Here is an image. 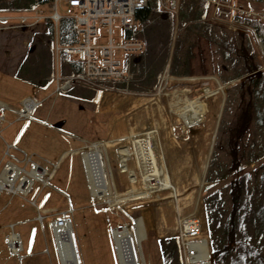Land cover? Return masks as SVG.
I'll return each instance as SVG.
<instances>
[{
	"label": "rangeland",
	"instance_id": "rangeland-1",
	"mask_svg": "<svg viewBox=\"0 0 264 264\" xmlns=\"http://www.w3.org/2000/svg\"><path fill=\"white\" fill-rule=\"evenodd\" d=\"M205 1H195L198 13H184L175 35L204 39L210 51H191L187 45L172 80H165L170 63L165 46L158 54L136 56L142 61L132 60L128 89L103 93L96 103L72 99L80 94L73 92L74 86L67 93H54V81L69 72L67 60L52 48L50 30L58 28L51 20L32 26V19L21 15L13 26L11 17L0 15L5 24L0 26V98L9 102L0 100L5 115L0 125V174L12 161L9 155L19 159L27 173L37 164L49 172L44 180L33 178L28 196L0 192V264H62L54 232L56 221L64 216L72 223L79 264H121L115 232L131 225L132 219H140L145 231L137 243L133 227L140 264H189L184 239L194 237L185 234V225L193 219L200 224L199 235L208 240L211 264H264V0H235L238 13H226L227 4L219 13L210 3L214 0ZM26 3L0 0V8ZM181 7L190 11L193 5L181 0ZM40 11L49 17L54 12L49 5ZM57 11L62 16L71 13L63 2H58ZM113 32L115 43L122 42L125 30L118 21ZM50 80L53 84L41 89ZM179 92H186L183 101L204 100L207 111L201 122L187 126L181 120L178 109L183 104L173 107ZM33 100L40 102L34 116L20 118L23 105ZM34 117L44 120L40 127ZM149 129L158 132L166 176L177 196L163 189L121 207L98 202L83 159L74 151ZM37 131L44 137L42 146L37 152L27 150L21 136L32 141ZM127 146L132 154L128 166L138 180L135 188L141 190L144 182L134 148ZM104 153L112 193L127 192L131 176L118 148L109 146ZM12 234L19 238L16 253L7 242Z\"/></svg>",
	"mask_w": 264,
	"mask_h": 264
},
{
	"label": "bare ground",
	"instance_id": "bare-ground-1",
	"mask_svg": "<svg viewBox=\"0 0 264 264\" xmlns=\"http://www.w3.org/2000/svg\"><path fill=\"white\" fill-rule=\"evenodd\" d=\"M187 45L190 47L191 51H201L206 53L211 50L208 41L192 34L182 33L175 38L173 52L167 68L165 80L173 79ZM204 91L206 95L211 93L209 88H205ZM183 95H186V92H179L173 105V107H177L178 105L183 104L182 107L178 109L179 117L187 126L201 122L207 111L204 100L199 97L195 100L186 98L183 101ZM28 106V111L31 112L33 103L28 104ZM23 138L24 135L21 136L20 142L23 140V143L26 146V144H28V138ZM13 140L19 142L16 137ZM159 142L158 132L149 129L139 135L133 134L127 137L98 142L75 150L74 153H79L83 159L84 168L88 175L90 190L93 197L98 200V202L106 201L110 205L117 207H121L128 201L154 197L157 192L163 189H170L173 198H175L177 196L176 187L170 183L166 176L167 165L163 153L160 151ZM128 144L132 145L134 148L133 155L137 161V167L140 169L141 179L144 182V187L141 190L135 188L138 180L135 171L128 166L127 160L132 155L129 152ZM109 146L118 148L122 165L125 170L129 171L131 176L129 190L117 195H114L110 188L109 170L104 153L105 149ZM155 156L157 159L154 158ZM34 172L36 171H33V175H35ZM48 173L49 172L45 170L43 175L47 176ZM43 175L38 177L42 178ZM152 178L156 179V183L153 185L148 183ZM132 221L131 225H124L122 230L115 232L121 264H140L139 256L138 254L136 255V249L134 247V233L137 243H140L145 237V231L140 219H132ZM133 227L135 229L134 233ZM54 235L59 249L61 263L79 264L71 220L67 219L62 228H56ZM18 239L19 238L16 234L10 235L7 239L13 253L18 251V249H16ZM184 248L189 264H211L208 240L201 235L196 239L185 238Z\"/></svg>",
	"mask_w": 264,
	"mask_h": 264
},
{
	"label": "built area",
	"instance_id": "built-area-1",
	"mask_svg": "<svg viewBox=\"0 0 264 264\" xmlns=\"http://www.w3.org/2000/svg\"><path fill=\"white\" fill-rule=\"evenodd\" d=\"M162 9L172 12L179 10L180 0H158ZM58 2H63L73 13L72 18L76 23V42L72 45H58L56 51L82 64V70L72 77L58 78L56 92L68 91L75 82H82L102 92L119 90L109 87L104 83L125 82L133 77L130 70V62L121 55L127 56L143 51V44L132 38H124L118 44L113 37V24L118 21L125 31L133 30L139 26L136 13L140 9L148 7L150 0H53L54 12L51 19L55 25L61 20L57 12ZM26 19V18H25ZM3 20L0 18V23ZM103 31V32H101ZM104 38V39H102ZM104 41H100V40ZM33 103L31 112L28 104ZM37 103L29 102L23 105L20 118L28 119L34 111ZM3 108L0 107V125L4 123ZM14 161H18L11 156ZM9 166V167H8ZM33 172H26L15 163H8L0 174V192L27 196L33 187V178L44 174L40 166H33ZM25 173V174H24ZM32 178V179H31ZM56 222L58 228H62L67 218L62 217ZM201 232L200 224L193 220H187L185 234L188 237H197Z\"/></svg>",
	"mask_w": 264,
	"mask_h": 264
},
{
	"label": "crops",
	"instance_id": "crops-1",
	"mask_svg": "<svg viewBox=\"0 0 264 264\" xmlns=\"http://www.w3.org/2000/svg\"><path fill=\"white\" fill-rule=\"evenodd\" d=\"M193 1L195 2L196 0H193ZM206 1H205V3H206ZM183 2H184V0H183ZM210 3L213 4V6L215 7V10L217 12H219V13H224V12H221L220 8L223 7V6L225 7V4H227L226 7L229 9L228 11H226V13H238V11H240L239 9H236L235 0H214V1H210ZM206 4H209V2L207 1ZM229 4H231V5L229 6ZM48 5L51 6V8H53V0H27L26 4L21 5V6L20 5L13 6V7H11V9H6V8L2 9V8H0V15H6V17L7 16L11 17L12 18V22H14V18L18 19V16L23 15V17H27L28 19L29 18L32 19L31 24L33 26V25H36V24L43 23V21H45V22H48V20L52 21V19H51L52 15L49 17L47 15H43L44 11H40V10H43ZM64 5H65V3H64ZM57 6H58V4H57ZM149 7H150V11H151L150 12L151 13V17H153V20L150 17L148 22L142 23L140 20L137 19L139 27L141 26L142 32H144L142 35H145V38L143 40H141L140 39L141 38L140 35L137 36L136 33L133 34V36L137 37L139 40H141L144 43V46H145L144 54L145 55L148 54V52L149 53L152 52L153 54H158L160 52L161 48H163L165 46V48L168 51V58L166 60L168 62V60H170V57H171V54H172V51H173V47H174V43H175L174 39L176 37L175 34L180 28V24H181L180 22H183L184 19H185L184 18L185 11H183V7H181V0H180V5H179V10L177 12H172V11H167V10L162 9L158 0H150L148 7L144 8V9H148ZM68 9L71 10V13L69 15L63 16V19L64 18H69L70 16H72L73 13H75L71 8H68ZM53 10H54V8H53ZM204 12L202 11V13H204ZM17 19H15V22H18V24H19L20 21L19 20L17 21ZM15 22L11 23V24L13 26H18V24L15 23ZM14 24H16V25H14ZM22 24H28V23H21L20 25H22ZM152 24H155L154 26L151 27L152 31L149 30L147 32V34H145V31L148 30V28ZM4 25L5 24H1L0 23V26H4ZM53 25H54V23H53ZM54 26L56 28H58V29H55V32H53V36L54 37H53L52 48L54 46L56 48V46L62 44L61 41H60L59 26L58 25H54ZM135 57H133V59H135ZM150 60H154V59H149L148 61L150 62ZM136 61H139L138 57H137V60L135 59V63H136ZM140 61H142L141 58H140ZM65 63H66V67H67L68 72H69V74H68L69 76L70 75H74L76 73V67L74 65L80 66L79 64H77L75 62H72V61H66ZM80 69H81V66H80ZM21 81L24 82L23 80H21ZM46 84H45V86H46ZM52 84H53V81L50 84V86ZM119 84H120V86H118V87L123 89L124 88V84H122V83H119ZM44 87L41 88V89H44ZM54 87H55V81H54ZM134 88H136V87H134ZM5 89L3 88V90H5ZM37 89L38 88H36V90ZM72 90H75L73 92L76 93V94L80 93L79 96L78 95L76 96L77 98H74L75 96H73V97L71 96L72 99H74V100L80 99L82 102H84L86 100V101H91V102H95V103L100 99V97H101V95H103V93L104 94L105 93H115V92H106V91L105 92H100V91H97V90H95V89H93L91 87H88V86H86V88H85V86H83V84H79V83L75 84L74 88ZM72 90L70 92H72ZM37 91H42V90L38 89ZM37 91H35V92H37ZM0 100H3L5 103H9L8 101H5L4 99L0 98ZM74 105H75V103H74ZM100 114H101V117H102L104 112L102 111ZM33 120H34L33 121L34 124H36L38 126L41 123H43V121H44V120H36L35 117H34ZM83 122H81V123H83ZM85 124H86V127L83 126L84 129L86 131L90 130V128L87 126L89 124V122H87ZM54 126H55V124H54ZM20 128L22 129L23 126H21ZM59 128H63V126H60ZM58 130L61 131V129H58ZM64 132H66L65 137H67L70 134L69 131H65V128H64ZM72 134L76 135L74 133H72ZM33 136L34 137H33L32 141H27L28 144H26V146L24 145V143H23V145L27 148V150H31L33 152H37L36 149H37V147H41L42 146L41 143L44 141V139H43L44 137L41 135V131L40 132L37 131V134H34ZM73 137H75V136H73ZM76 138L77 139H82V138H78V137H76ZM60 140H61V138H60ZM57 145H61L59 147V150H63L64 149V146H63L64 144H63L62 141H59V143Z\"/></svg>",
	"mask_w": 264,
	"mask_h": 264
},
{
	"label": "trees",
	"instance_id": "trees-1",
	"mask_svg": "<svg viewBox=\"0 0 264 264\" xmlns=\"http://www.w3.org/2000/svg\"><path fill=\"white\" fill-rule=\"evenodd\" d=\"M186 1L187 0H185V2ZM189 1L193 5V8L190 11L187 10L185 12L186 13H192L193 10H195L198 13L199 12L198 11L199 10V7H196L195 6L196 3L193 0H192L193 2L191 0H189ZM150 12H151L150 11V7L148 9H140V10L137 11L136 18L138 20H140L142 23H146V22L149 21V19L151 17V13ZM254 28L256 29L255 23H254ZM50 32H51V35H52L53 34V29H51ZM261 34H264V30L261 31ZM59 35H60V41H61V43L63 45H71V44H74L75 41H76V24H75V21L73 19H71V18L61 19V21L59 23ZM74 66L76 67V72L80 70V66H78V65L77 66L74 65ZM253 68H254L253 66L252 67H248L247 72L251 74ZM51 83H52V80H50V82H47V84L44 87V89L48 88ZM147 83H149V82H147ZM246 121H247V119H245V122H244L245 124H246ZM207 202H208V199H207ZM206 213H208L207 210H206ZM214 254H217V252H214Z\"/></svg>",
	"mask_w": 264,
	"mask_h": 264
}]
</instances>
